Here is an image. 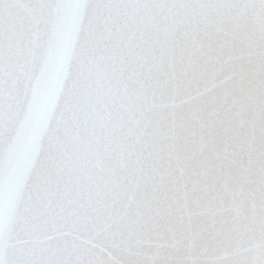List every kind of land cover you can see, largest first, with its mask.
Returning a JSON list of instances; mask_svg holds the SVG:
<instances>
[{
  "label": "snow or ice",
  "instance_id": "obj_1",
  "mask_svg": "<svg viewBox=\"0 0 264 264\" xmlns=\"http://www.w3.org/2000/svg\"><path fill=\"white\" fill-rule=\"evenodd\" d=\"M0 264H264V0H0Z\"/></svg>",
  "mask_w": 264,
  "mask_h": 264
}]
</instances>
